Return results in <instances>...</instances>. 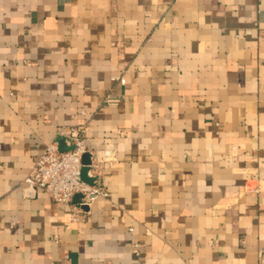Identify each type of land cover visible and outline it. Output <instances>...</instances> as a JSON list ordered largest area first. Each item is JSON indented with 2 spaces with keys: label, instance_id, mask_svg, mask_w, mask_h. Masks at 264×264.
I'll list each match as a JSON object with an SVG mask.
<instances>
[{
  "label": "crops",
  "instance_id": "crops-1",
  "mask_svg": "<svg viewBox=\"0 0 264 264\" xmlns=\"http://www.w3.org/2000/svg\"><path fill=\"white\" fill-rule=\"evenodd\" d=\"M88 122L73 219L25 179ZM0 264H264V0H0Z\"/></svg>",
  "mask_w": 264,
  "mask_h": 264
},
{
  "label": "built area",
  "instance_id": "built-area-1",
  "mask_svg": "<svg viewBox=\"0 0 264 264\" xmlns=\"http://www.w3.org/2000/svg\"><path fill=\"white\" fill-rule=\"evenodd\" d=\"M122 83L123 76L116 77ZM119 98L108 95L105 99L107 104H117ZM85 123L77 127H65L59 134L65 137V145L73 146L72 149L61 151L57 140L50 142L44 152L40 154L29 176L25 179V185L29 188H40L46 192L55 202L68 204L69 214L73 219H78L82 207H89L99 198H108L107 181L101 177L99 162L101 159L87 142V126ZM90 153L89 176L93 183L82 178L83 156ZM110 151H105L109 155ZM80 194L79 201L73 203L74 196Z\"/></svg>",
  "mask_w": 264,
  "mask_h": 264
},
{
  "label": "water",
  "instance_id": "water-1",
  "mask_svg": "<svg viewBox=\"0 0 264 264\" xmlns=\"http://www.w3.org/2000/svg\"><path fill=\"white\" fill-rule=\"evenodd\" d=\"M58 143H59V148H60L61 151H67V150H70V149L73 148V146L67 147L65 145V137L64 136H60L59 137ZM90 163H91L90 153L84 154V156H83V164H84V167L82 168V178L85 181H87V182H89V183L92 184L93 183V178L90 177L89 176V173H88L89 172V169H90V167H89ZM79 198H80V194H76L74 196V199L73 200L75 202H78L79 201Z\"/></svg>",
  "mask_w": 264,
  "mask_h": 264
}]
</instances>
